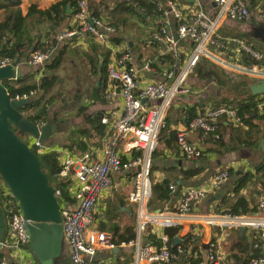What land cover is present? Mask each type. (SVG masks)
Listing matches in <instances>:
<instances>
[{"label":"built area","instance_id":"built-area-1","mask_svg":"<svg viewBox=\"0 0 264 264\" xmlns=\"http://www.w3.org/2000/svg\"><path fill=\"white\" fill-rule=\"evenodd\" d=\"M215 12L210 15L204 0H193V9L189 13L190 22H184L186 17L180 5L172 0H161L157 12L161 27L145 41L149 48L161 47L162 57H170L172 64L164 71L162 79L157 82H142L143 73H154L156 60L146 58L141 70L134 64L133 54L127 48H120L112 43L116 29L104 20L92 17L87 0H78V8L74 11L76 28L66 30L55 36L57 45L47 46L37 51L27 61L25 66L42 69L57 56L61 46L73 39H94L110 52L109 80L110 85L103 92L107 101L120 103L121 109L105 116L102 125L105 126V136L102 139L99 151H89L73 154L43 145L38 140L23 137L24 142L32 150L37 149L39 154L57 152L60 155L62 168L58 179L69 184L72 203L60 204L62 208V226L64 228L65 244L70 253L72 264H102L100 253L114 254L133 248V264H176L180 255L184 254L179 245L178 254L171 250V241L165 235L164 229L180 227L188 221L196 226L213 225L221 229H251L261 235L264 242V199L259 203L260 212L251 216H221L196 215L195 207L204 199L220 190L230 180L228 170L218 172L210 182L201 187L188 188L178 200L175 210L160 214L150 210L152 198L151 168L153 154L158 147L161 132L166 128L168 113L174 102L181 97L193 94L188 83L195 67L201 58L212 57L210 46L219 43V31L227 21H247L250 18V9L245 0H212ZM93 22V23H91ZM213 37V41H211ZM214 42V43H213ZM191 46V54L184 58V44ZM211 44V45H210ZM210 45V46H209ZM244 51L256 61H261L259 53L241 44ZM221 48L223 46H216ZM209 55V57H208ZM234 67L245 76L257 80L264 79V68L259 65L244 66L238 62L226 63ZM11 58L0 57V68H22ZM43 72V71H42ZM36 93L29 96L16 97L15 100L31 99ZM263 101L260 108L264 107ZM143 100L146 103L143 104ZM229 122L234 127L242 125L238 112L228 106L218 108L209 107L205 115L196 118L187 131L198 130L207 133H218L221 122ZM44 126V122L38 123ZM219 138L218 135H214ZM178 146L182 155L188 160H198L203 156V150L187 141L186 133L182 132L178 138ZM132 173L133 190L129 195V202L137 209V238L129 243L118 245L113 234L103 232L97 227L95 212L99 202L106 196L114 185L116 175ZM171 190L176 192V186ZM5 199L12 197L6 185L1 186ZM56 197L62 196L56 190ZM3 211L8 215V232L4 250H12V261L5 259L0 264H33L24 260L22 253L30 246V237L27 232L28 222L19 208L13 211L8 203L3 204ZM168 212V213H166ZM150 226L159 229L162 246L157 248L144 241L145 234ZM193 234V233H192ZM178 239V238H177ZM223 240L211 242L207 255L200 264H226L227 257L223 251ZM28 250V249H27ZM5 251L3 253H5ZM6 257V256H5ZM249 264H264V256L252 260Z\"/></svg>","mask_w":264,"mask_h":264},{"label":"trees","instance_id":"trees-1","mask_svg":"<svg viewBox=\"0 0 264 264\" xmlns=\"http://www.w3.org/2000/svg\"><path fill=\"white\" fill-rule=\"evenodd\" d=\"M160 1L161 0H101L100 3H97L88 0L87 2L93 18L104 20L116 29L117 33L115 37L112 38V43L116 46H119L121 45L123 39L117 37V35H122L124 32L137 27V25L132 22L134 19L145 26H148L146 19L151 18L153 20H159L157 9ZM172 1L178 3L179 5L180 3H188V0ZM245 1L247 4V0ZM249 1L254 9L260 8L261 4L258 5L259 0ZM190 5L192 6L193 4ZM68 6H70L71 11H73L72 14L67 12ZM77 8L78 0H61L60 2L52 5L47 10L38 9L36 5H33L29 8L27 14L25 15L21 8V0H0V12L4 13V20L2 22L0 21V57L11 58L18 63H27L34 53L44 50V48L47 46V43H50L53 46L56 45L57 42L55 40V35L53 34L63 30L71 31L74 29H69V26L67 25L68 23H65L74 17V11ZM258 10L263 12L264 6H262V9ZM185 17L186 19L184 22L188 23L191 21L189 13L185 14ZM32 21L34 24L33 26L30 25ZM38 25L39 27L41 25L44 26L43 32L38 29ZM160 27L161 23L159 22L158 28L154 32H151L148 37L159 32ZM221 29L218 33L219 38H216V41L220 46L224 47V53L229 52L231 49L238 50V56L232 57L233 62H238L244 66L259 65L260 67L264 68V58L263 61L253 60L246 53L240 50L237 43H232L233 41H240V37L238 35L221 31ZM228 38H231V43L228 42ZM249 43L252 44H250L252 50L256 51L260 55L263 54L264 57L263 43L261 46L253 43L252 41ZM65 47L66 46H64V48L61 47L54 60L46 64L43 70L34 69L28 66L30 69H28V71L23 74L20 80L11 81L4 84L12 99H16L18 96H29L32 92L36 93V95L31 98V104L22 111L23 114L34 123L44 122V124H47L49 122H54L59 124L58 121L60 112L54 113L57 115V117L51 119L47 104H52V101H55V98L51 100L49 98V96L53 93V90L57 87L58 82L57 78L52 74V71H55L61 65L62 57L65 54ZM92 48L94 49L95 54H99L101 58H104L100 69L101 87L98 90L100 93H103V89L108 86L109 82L108 71L110 66V52H103V50L94 44H92ZM162 58L166 59L169 65L172 64V59L170 57H162L160 55V59ZM152 59L155 60L154 57ZM92 63H95V66L92 65V71L96 75L97 61H93ZM193 74L196 77V81L198 80L202 87L204 85L210 84L223 92V89L231 90L234 86V84H231L232 80L230 79V75L224 69L212 64L206 58L201 59V61L195 67ZM223 93L220 94L219 92V94L214 95L211 93L209 99L206 101H199L193 106H186L183 111L177 112L175 111L176 109L171 106L166 121V128L161 132L159 142L161 137L163 138V136L166 135V145L168 147H173V145H175L173 150L181 153L180 148L177 145L180 133L177 131H172L171 126L174 123H180L186 126V129H189L192 121L200 116L205 115L207 108L228 106L235 109L242 119V125H240L239 128L245 127L250 130V132L247 133L250 142L247 144L249 146H253V148L257 147V139L260 138H258L257 135L260 128L258 125H255L254 121H264V107L260 108V104L262 103L263 99L248 95L244 97L239 95L236 98L225 97ZM216 95L217 97L213 98ZM57 99L58 96L56 97V100ZM209 104L211 105L209 106ZM103 116L104 113L101 112L89 116L86 120L88 128H84L83 130L77 131L75 134H71L68 140L69 144L64 145V148L71 151V141L78 149L82 151L83 149H81V147L86 145L85 140L92 139V133L89 128L96 132L94 135L95 143L99 145L105 136L104 127L102 125ZM210 134L218 135V140L221 138L219 130L217 134ZM76 138L78 139L76 140ZM21 140L24 141L23 138H21ZM85 150H87V148ZM32 151L38 156L42 170L49 176L50 184L56 187V190L61 191L62 196L57 197L59 203H73L74 200L70 193L69 184L58 179L60 170L62 168L60 155L57 152L39 154L35 148H33ZM228 173L230 180L232 179L233 181L232 186L229 192L225 193L220 198L215 209V215H229L239 217L258 214L260 212L259 203L262 199H264V152L260 162L253 167L252 171L237 172L234 169L229 168ZM189 176H191V173H187L186 177ZM172 185H174V181L170 179H166L161 183L152 185V198L149 203L151 211H164L165 205L170 204L173 201L174 193L170 188ZM177 187L178 186H176V190ZM250 188H252L251 190L253 191L250 192ZM249 193H253V197H249ZM254 195L257 197L255 198ZM5 202L8 203L9 209L13 211L17 210L18 204L14 198L9 197L8 199H5L0 188V207L2 209ZM8 219L9 217H7V220ZM152 228L153 227L150 226L147 230L149 234L147 240L152 244V246L160 248L162 246V242L153 232ZM180 231V227H168L164 229L165 235L168 236L171 241V250L174 254H178L179 248L174 247L173 244L178 238ZM223 231L232 232L241 231V229L226 228ZM244 231L250 233V237L245 234L246 232L244 233L243 237H241L239 234L237 236L239 242L237 240L232 249V258L236 264H249L252 260L259 259L264 256V242L261 239V235H259L257 231H253L251 229H245ZM115 238L118 245L135 241L137 238V228L130 226L125 229L124 233L118 237L115 236ZM179 246L183 248L184 254L180 255L176 264H200V262L203 260V256L199 247V238L197 236L190 234L184 237V241ZM27 249L30 251V246ZM3 258L4 253L0 252V262L3 260ZM116 264H130V259H119Z\"/></svg>","mask_w":264,"mask_h":264},{"label":"crops","instance_id":"crops-1","mask_svg":"<svg viewBox=\"0 0 264 264\" xmlns=\"http://www.w3.org/2000/svg\"><path fill=\"white\" fill-rule=\"evenodd\" d=\"M49 1L50 3L47 5V7H44V3H47V0H21V8L23 10V13L26 15L29 8L33 5H36L38 9L47 10L52 5L60 2L61 0H49ZM89 1H94L97 3L101 2V0H89ZM204 3L206 9L209 12L216 11L215 5L213 4L212 0H204ZM190 4L193 3H191V1L189 0L187 4L180 3V7L183 9L185 14L190 13L191 10L193 9V7ZM24 5L28 6L27 12L25 11ZM0 14L2 15L0 21L2 22L4 20V13L0 12ZM158 21H159L158 19L157 20H153L151 18L146 19V23L148 26H145L144 24L134 19L132 22L135 23L137 27L124 32L122 35L121 34L117 35V37L123 39L121 45H119L118 47L124 49L127 48L132 52L134 64L140 70L146 58L154 57L155 60L157 61L154 67L155 70L154 73L150 74V73L142 72L141 81L144 83L160 81L162 79V75L164 71L169 67V64L167 63L166 59L163 58L160 59L161 50H162L160 46L149 48L146 47L144 44L150 33L154 32L158 28V24L160 22ZM242 22L243 21H227L223 25L221 31L240 35V33L236 32L237 29L247 27V24ZM30 24H33V21ZM65 24L69 26V29L76 28L74 17L68 20V22H66ZM255 24H249L248 26H250V28L253 30ZM228 40H229L228 42L231 43V38H228ZM232 43H236V41H233ZM92 44L98 46L101 50H103V52L106 53L109 52L107 49H105V47L95 42L94 39L80 40L79 38H76L64 43L61 46L63 48L64 46H66L65 54L62 57L61 65L58 67V69L52 71V74L58 80L57 85L59 81H61L62 77H64L65 79L67 78L73 79L71 81L74 82L75 81L74 79L76 77L75 75L76 72L73 73L74 61L77 65L80 64V62H82L84 68L87 69V75H88V78L85 79V81L92 83L94 82L93 78H95L97 82L95 83L94 88L96 92H99L98 90L101 87L100 69L104 58H101L99 54H95L94 49L92 48ZM191 51H192L191 46H189L187 43L184 44V49H183L184 58H187L191 54ZM77 59L80 61L77 62L76 61ZM93 61H97L96 75L92 71V65L95 64L92 63ZM26 68L29 67L26 66ZM22 70L25 73V68ZM62 73L64 76H62ZM90 77L93 78L91 79ZM197 84L198 85L200 84L198 80H197ZM109 85H110V80L106 88H108ZM209 86H210L209 84L204 85L202 87L203 88L202 90H200L201 88L199 90L197 88L196 90L192 88L193 94L191 96L178 98L175 101V103L172 105V107L175 108L176 109L175 111L178 112V111H183V109L186 106H193L199 101H206L210 97V94L208 92ZM106 88L103 89V92L106 90ZM195 98L197 99L194 101ZM100 100H102L101 97ZM106 101H104V103H107L106 105L101 104L102 106L101 109L100 108L97 109L98 105H96V103L94 104L95 105L94 108H96L97 113L99 112L104 113L103 118L107 115L116 112L118 109H121L120 103L115 101L113 102L112 101L106 102ZM210 105L211 104H209V106ZM254 123L255 125H258L260 128L257 137L262 138L264 134V121L255 120ZM220 126L221 127L219 129V133L221 134V138L219 140L215 138L214 135L207 133L205 131L198 130L195 132H189L187 131L186 126L180 123L179 124L174 123L171 126L172 131H177L179 133L182 132L186 133L187 140L189 141V143L203 150V156L198 160H188L182 155V153L173 150L175 145H173V147H168L166 145L167 142L166 141L167 139H165L166 135L163 136L164 139L161 137V140L158 144V147L152 159V168L150 174L152 185L161 183L166 179H170L174 181V185L179 187V188L177 187L176 192H173L174 199L170 204L165 205L164 211H169V213L174 211L178 200L183 196V194L188 188L201 187L207 184L212 180V178L218 172L228 170L229 168L234 169L237 172L252 171L253 167L260 162L264 152V147L261 145V142L257 148L256 147L253 148V146H249L247 144L248 142H250V139H248L247 136V133L250 132L248 128L234 127L229 122H225V121L221 122ZM103 127L105 132L106 130L105 126ZM85 128H88V126ZM89 130H91L92 139L85 140L86 145H84V147L83 146L81 147V149H83L82 151L78 149L73 143L71 144V148H72L71 151L64 148V145L69 144L66 141L64 142L65 140L64 138L66 136L64 130H62L63 132H60L57 135H55L53 138H51L47 145L54 149H59V150L66 149L67 151L73 154H81L94 150L99 151L101 149L102 141L99 145H97L95 143V137H94L96 132L91 128H89ZM77 139L78 138H76V140ZM61 140L63 141L62 144H60ZM84 148L85 149L87 148V150H85ZM187 173H191V176L186 177ZM131 178H132V173H128V175H124V174L116 175L114 177L113 187L108 193H106V196L99 202L95 212V218L99 230L103 232L111 233L114 235V237L115 236L118 237L119 235L124 233L125 229H127L130 226L137 228V209L136 206L131 204L128 199L129 195L133 190V184ZM232 182H233L232 179L229 180V182L225 184L216 193L202 200L195 207L194 214L196 215L216 214L215 212L216 206L218 205L220 198L225 193L229 192L232 186ZM251 189L252 188H250V192L253 191ZM251 196L253 197V193L249 195V197ZM254 197L256 198L257 196L254 195ZM158 211L159 210H156L155 212ZM180 225L182 226H180L181 231L178 235V238H184L192 233L193 235L197 236L199 238V247L203 258H205L207 255L209 244L211 242L217 241L218 238H221L224 241L223 251L227 257L226 264H236L234 259L232 258V254H233L232 249L234 247L233 245L238 240L237 236L240 234V236L243 237L244 233L246 232L245 234L248 235V237H250V233H248L247 231L225 232L223 231L224 229H221L220 227L213 225L205 224V225L196 226L188 221H184V223H181ZM152 229L153 232L158 236V238H160V234L158 233H162V232H159L160 230L154 227ZM148 235L149 234L147 231L144 237V241L146 244L152 245L147 240ZM4 251L5 250H3L2 253ZM133 252H134L133 248H127L122 251L119 250L117 253L114 252V254L100 253L99 260L102 264H116L119 259L129 258L130 264H133ZM12 253H13L12 250H9V252L5 251L4 258L10 259V261H12ZM22 257L24 260L26 259L28 261H31L33 264H36L35 259L31 251L29 250L27 249L24 250L22 253ZM58 264H72L69 249L66 244H65L64 258Z\"/></svg>","mask_w":264,"mask_h":264},{"label":"water","instance_id":"water-1","mask_svg":"<svg viewBox=\"0 0 264 264\" xmlns=\"http://www.w3.org/2000/svg\"><path fill=\"white\" fill-rule=\"evenodd\" d=\"M189 1L193 3V0ZM67 12L73 13L70 6ZM253 35L264 43V26L253 27ZM23 74L21 68H0V182L8 187L28 222L30 251L36 264H58L65 254L62 208L49 176L41 168L38 156L21 138L30 136L46 145L60 133L61 125L49 122L40 126L23 114L22 111L31 104V99H12L4 86L5 83L20 80ZM240 95L262 98L264 79L244 87L240 90ZM145 103L146 100H143V104ZM260 142L264 147V134ZM157 213L160 214L161 211ZM244 230L245 228H241V231ZM7 232V216L0 207V252L5 248ZM179 244L178 238L174 247ZM118 251L119 249L115 250L116 253Z\"/></svg>","mask_w":264,"mask_h":264},{"label":"rangeland","instance_id":"rangeland-1","mask_svg":"<svg viewBox=\"0 0 264 264\" xmlns=\"http://www.w3.org/2000/svg\"><path fill=\"white\" fill-rule=\"evenodd\" d=\"M49 3H50V1L47 0V3H44V7H47V5ZM247 4H248L247 7L250 9V18L247 21L242 22V23L247 24V27L237 29V31H236L237 33H240V35H238L240 37V41H236V43H237L238 47L240 48V50L246 54H247V52L243 50L244 48L241 46V44L247 45V47L249 49H251L250 46L252 44L249 43L251 41L253 43L258 44L259 46H261V44H262V42H259L254 37L253 30L248 25L257 23V25H255L254 27L264 26V13H263L264 11L261 12V10H258V9H262V6H264V0H259L258 5H260V4L261 5H260V8H258V9H254L249 0H247ZM27 9H28V6L26 5L25 6L26 12H27ZM213 13L214 12H210L209 14L213 15ZM1 14H0V19L2 18ZM253 21H255V22H253ZM30 25L33 26L34 24H30ZM37 27L40 31L43 32V30H44L43 25H41L40 27L38 25ZM62 32H64V31H62ZM62 32H57L56 34H53V35L56 36ZM244 35H246L248 37H246ZM49 39H51V38H49ZM211 41H213V37H212ZM48 44H50V43H48ZM216 46H219V44ZM216 46H214V47L210 46V50H211L213 56L209 57V55H208L209 58H206V59L209 60L212 64L224 69L230 75V79L232 80L231 84H234V86L232 87L231 90L223 89L224 90L223 92H225V93H223L222 91L216 89L213 85L209 84L210 86L208 87V92H209V94L212 93V95L219 94V92H220V94L223 93V95L225 97L236 98L237 96L240 95L241 89H243L244 87H247L248 85H252L255 81H257V79L245 76L242 73H239V70H236L234 67H229L226 64L229 62L234 64L232 57L238 56V50H235V49L232 50L231 49L229 52L224 53V52H221L220 47L217 48ZM247 55L249 56V54H247ZM261 57H262L261 61H263V58H264L263 54H261ZM76 61L79 62L80 60L77 59ZM22 64L23 65H22L21 69L25 68V73H26L29 69V68H26V66H25V64H27V63L23 62ZM73 67H74L73 73L76 72V74H75L76 77L74 79L75 81L73 82V81H71L73 79H68V78L65 79L64 77H62L61 81H59L57 87L53 90V93L49 96L50 100L55 98V101H52V104L51 103L47 104V107H49L51 119L57 117V115H55L54 113L60 112V114H59L60 118L58 121L59 124L61 125L60 132H63L62 130H64V133L66 135L64 138L65 139L64 142L66 141L68 143H69L68 140H69L71 134H73V133L75 134L77 131L83 130L87 126V124L85 122L87 120V117H89L91 115H95V113L97 114V110H96V108H94L95 107L94 104L96 103V105H98L97 109H99V108L101 109V107H102L101 104H103V105L107 104V103H104V101H106V99L104 100V98H106V97L103 96V93H100V91L99 92L95 91L94 87H95V83L97 82V80L93 77H90L91 79L92 78L94 79L93 80L94 82L90 83V82L85 81V79L88 78V75H87V69L84 68L83 63L80 62V64L77 65L74 61ZM62 76H64L63 73H62ZM195 78L196 77L194 76V74H192L191 77L189 78L188 83L190 84L191 88H193L195 90H196V88L198 90L201 88L200 90H202L203 89L202 85H200V84L198 85ZM228 89H230V88H228ZM57 96H58V99L56 100ZM99 96L102 98V100H100ZM244 96H246V95H243L242 97H244ZM216 97H217V95L213 98H216ZM197 98H195L194 101ZM28 137L32 138L30 136H28ZM261 140H262L261 137L259 139H257V146L259 145ZM62 143H63V141L61 140L60 144H62ZM70 143L72 144L73 142L70 141ZM2 185H3V182H0V188ZM54 188H56V187H54Z\"/></svg>","mask_w":264,"mask_h":264},{"label":"bare ground","instance_id":"bare-ground-1","mask_svg":"<svg viewBox=\"0 0 264 264\" xmlns=\"http://www.w3.org/2000/svg\"><path fill=\"white\" fill-rule=\"evenodd\" d=\"M8 217V216H7Z\"/></svg>","mask_w":264,"mask_h":264}]
</instances>
